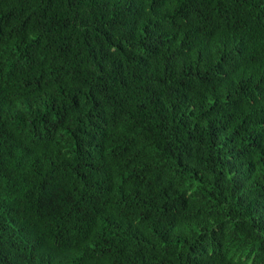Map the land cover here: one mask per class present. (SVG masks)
<instances>
[{"label":"trees","instance_id":"trees-1","mask_svg":"<svg viewBox=\"0 0 264 264\" xmlns=\"http://www.w3.org/2000/svg\"><path fill=\"white\" fill-rule=\"evenodd\" d=\"M0 264H264V0H0Z\"/></svg>","mask_w":264,"mask_h":264}]
</instances>
